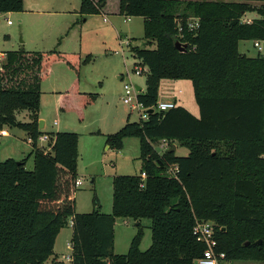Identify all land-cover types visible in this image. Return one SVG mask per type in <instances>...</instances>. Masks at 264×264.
Segmentation results:
<instances>
[{"label": "trees", "instance_id": "obj_1", "mask_svg": "<svg viewBox=\"0 0 264 264\" xmlns=\"http://www.w3.org/2000/svg\"><path fill=\"white\" fill-rule=\"evenodd\" d=\"M106 1L81 0L78 18L85 22L102 14ZM254 2L261 5H249ZM22 5L23 0H0V14L21 12ZM247 12L259 18L241 22ZM118 14L141 17L146 46L153 44L131 49L146 69L138 102L155 108L162 81L186 80L199 114L177 105L154 110L147 121L127 120L107 135L111 150H119L123 139L139 140L140 175L113 178L111 214L98 208L79 214L74 210L78 136L51 135V152L37 147L36 140L44 135L38 128L40 84L50 66L62 61L76 74L58 105L81 118L95 100L78 90L80 67L88 59L55 50L5 52L0 131L16 127L27 134L34 167L27 171L26 159L0 161V264H44L69 218L71 264H196L204 246L193 235L195 221L215 224L217 251L225 260L264 262V56L238 51L240 41L264 42V0H119ZM188 18L199 21L194 31L185 27ZM176 41L186 45L185 51L176 49ZM21 111L29 112L28 123L16 121ZM160 141L188 153H159L155 144ZM170 167H176L175 176ZM225 187L228 198L216 191ZM93 204L98 207L96 198ZM116 218L137 222L124 255L113 253ZM142 219L151 223L145 251L139 248Z\"/></svg>", "mask_w": 264, "mask_h": 264}, {"label": "rangeland", "instance_id": "obj_2", "mask_svg": "<svg viewBox=\"0 0 264 264\" xmlns=\"http://www.w3.org/2000/svg\"><path fill=\"white\" fill-rule=\"evenodd\" d=\"M80 1L23 0L21 12L0 14V66L4 62L5 52L18 50H55L76 54L81 61L88 59L80 67L78 90L94 95L95 100L83 108L81 118L75 111H61L58 105L59 94L66 91L76 74L62 61L54 62L50 66L47 77L40 84L39 107V116L44 121L43 128V123L40 124V131L49 135V139L43 142L38 138L36 143L38 147L51 152V135L67 132L78 136L76 172L81 185L76 187L74 193V210L76 213L85 214L98 208L101 214L106 215L112 213L113 178L139 176L142 169L137 138L123 139L119 150H111L106 146V136L115 134L127 120L131 123L138 121L137 111L122 102L123 87L138 86L144 91L146 76L144 73L136 74V68L142 66L140 60L133 56L131 49L152 48L153 44L146 46L141 17L114 14L118 9L119 0H107L108 15L88 16L85 22L78 18V14H71L73 10L79 9ZM249 5L256 8L261 4L254 2ZM258 18L256 12H247L241 17V22H251ZM5 19L10 20L11 25H7ZM261 47H264L263 43ZM238 50L247 57L258 55L253 41H240ZM61 79H66L69 83L61 84ZM179 89L182 93L177 97L183 101L190 113L198 114L191 83L186 80H182L178 88L174 85H161L160 93L163 92L158 101L162 100L164 95L174 94ZM69 103H74V100L71 99ZM15 119L20 123H28L29 112H18ZM3 129L8 135L0 137V161L13 159L20 162L26 159L25 169L32 171L34 162L32 156L28 158L32 148L27 134L16 127ZM166 145L167 143L160 141L155 144V149L162 153L166 151ZM187 153L186 148L178 145L177 156H185ZM216 191L225 194V198L229 197L226 187L223 191ZM94 198L98 201V207L93 204ZM70 219L55 239L53 255L44 264H71L66 260L71 254ZM136 223L132 219H115V255L127 253L130 241L138 230ZM139 224L143 233L140 250L145 251L151 245V223L148 219H142ZM220 264L264 262L224 259Z\"/></svg>", "mask_w": 264, "mask_h": 264}, {"label": "built area", "instance_id": "obj_3", "mask_svg": "<svg viewBox=\"0 0 264 264\" xmlns=\"http://www.w3.org/2000/svg\"><path fill=\"white\" fill-rule=\"evenodd\" d=\"M5 22L7 25L11 24V21L8 19H5ZM197 18H188L185 27L188 31H194L199 23H198ZM249 23V22H245ZM182 30V28H179V32ZM180 38H182V35H178ZM261 43L264 44V42L261 41H254L253 42V47L257 49L258 54H261L264 56L262 52H264V47H261ZM127 44V43H126ZM146 69L142 66L141 68L138 67L136 68L135 72L137 75L144 73ZM124 90V95L122 97V102L126 105H130L132 110H136L138 113V121H147L148 119V114L149 110H154L156 111H161V112H166L168 110L173 109L176 106V103H174L171 100H164V101H157L155 108L148 109L145 108L141 103L138 102L137 100V95L138 91H136L135 86L132 87L130 85H124L123 87ZM0 135L3 136L5 135L4 131H0ZM40 141H47L49 137L47 135H41L38 137ZM31 143V140H28ZM164 144H166L165 141H161ZM38 147V146H37ZM42 148V147H39ZM169 146L168 144L166 145V149L168 150ZM169 173H172L173 176L174 173L177 171L176 167H170L169 168ZM141 179H145V174H141ZM81 185L80 180H76L75 186L78 187ZM193 235L196 239V241L204 246V250L202 252V255L200 258L196 260V264H220L221 261H224L225 259V254L223 252H218L217 251V241L215 239V225L210 222L206 221H195L194 226H193ZM70 247V246H69ZM67 261L70 262V256L66 258Z\"/></svg>", "mask_w": 264, "mask_h": 264}, {"label": "crops", "instance_id": "obj_4", "mask_svg": "<svg viewBox=\"0 0 264 264\" xmlns=\"http://www.w3.org/2000/svg\"><path fill=\"white\" fill-rule=\"evenodd\" d=\"M94 1H96V0H94ZM106 3H107V1H106ZM79 7H80V5H79ZM79 10V9H78ZM78 10H73L72 11V13L71 14H73L74 16H77V12H78ZM116 13H118V9H116V12H114V14H116ZM8 14H10V13H6V14H2V15H8ZM108 15V12H107V8H106V5H105V7H104V9H103V12H102V14H100V15ZM86 21V20H85ZM11 25V24H10ZM239 44V43H238ZM239 51V50H238ZM240 53V52H239ZM241 54H243V53H241ZM1 55H3V54H1ZM245 56H246V54H244ZM257 56V55H256ZM256 56H253V57H250V58H255ZM62 81H61V84L63 83V84H67V83H69V81H67L66 79H61ZM180 83H182V81H162L161 82V85H167V86H172V85H174V86H176L177 88L179 87V84ZM161 85H160V88H159V96H161V93L163 92V91H161V93H160V89H161ZM192 86V85H191ZM192 91H193V89H192ZM182 93V91L179 89V90H177V92L176 93H174V94H167V95H164L162 98V100L161 101H164V100H171V101H173L174 103H176V105L177 106H182V107H184L185 109H187L186 108V106H185V104L183 103V101L182 100H180L178 97H177V95H179V94H181ZM59 94V93H58ZM178 99V100H177ZM190 112V111H189ZM191 114H193L192 112H191ZM198 114H199V112H198ZM198 114H193L194 116H197ZM38 118H39V120L38 121H41V123H43V126H42V128L44 127V121H43V119H41L40 118V116H39V114H38ZM39 128V130L40 129H42V128H40V127H38ZM2 131H4L5 132V135H8L7 134V131L5 130V129H3ZM4 135V136H5ZM173 147H175V151H174V153H175V155H176V153H177V150H178V145H172ZM177 156V155H176ZM137 224V223H136ZM142 241V240H141ZM141 244V243H140ZM140 248V247H139Z\"/></svg>", "mask_w": 264, "mask_h": 264}, {"label": "water", "instance_id": "obj_5", "mask_svg": "<svg viewBox=\"0 0 264 264\" xmlns=\"http://www.w3.org/2000/svg\"><path fill=\"white\" fill-rule=\"evenodd\" d=\"M174 45H175L176 49H177L178 51H180V52H183V51H185V49H186V45H185V44H182V43L179 42V41H176ZM135 89H136V91H138V92L141 91V88L138 87V86H135ZM148 112H149V113H152V110H149ZM40 124H41V121H38V127H40ZM174 151H175V147L172 146L171 149L167 150V153H173ZM18 163H20V162H18ZM91 183H92V181H91ZM258 243H260V242H258ZM245 245L247 246L248 243H246Z\"/></svg>", "mask_w": 264, "mask_h": 264}]
</instances>
